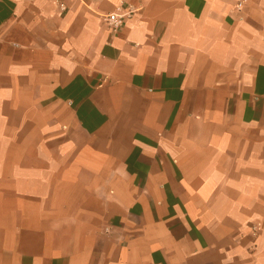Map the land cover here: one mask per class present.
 Listing matches in <instances>:
<instances>
[{
	"label": "crops",
	"instance_id": "crops-1",
	"mask_svg": "<svg viewBox=\"0 0 264 264\" xmlns=\"http://www.w3.org/2000/svg\"><path fill=\"white\" fill-rule=\"evenodd\" d=\"M238 1L0 0V264H264V0Z\"/></svg>",
	"mask_w": 264,
	"mask_h": 264
},
{
	"label": "built area",
	"instance_id": "built-area-1",
	"mask_svg": "<svg viewBox=\"0 0 264 264\" xmlns=\"http://www.w3.org/2000/svg\"><path fill=\"white\" fill-rule=\"evenodd\" d=\"M59 6L63 11L67 9V5L64 1H60ZM241 7H242V1L240 0L237 3V8L240 9ZM131 12L132 9L130 7H125L123 4H119L116 6V8L113 11L108 12L105 15V20L110 26H112V28H117L122 24L123 20L126 17L130 16ZM259 226H260L259 222L254 224L252 226L253 231L258 232L260 229Z\"/></svg>",
	"mask_w": 264,
	"mask_h": 264
}]
</instances>
